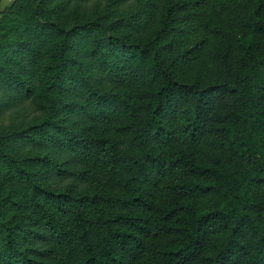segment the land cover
Masks as SVG:
<instances>
[{
  "label": "trees",
  "instance_id": "obj_1",
  "mask_svg": "<svg viewBox=\"0 0 264 264\" xmlns=\"http://www.w3.org/2000/svg\"><path fill=\"white\" fill-rule=\"evenodd\" d=\"M7 114L0 264H264V0H15Z\"/></svg>",
  "mask_w": 264,
  "mask_h": 264
},
{
  "label": "crops",
  "instance_id": "obj_2",
  "mask_svg": "<svg viewBox=\"0 0 264 264\" xmlns=\"http://www.w3.org/2000/svg\"><path fill=\"white\" fill-rule=\"evenodd\" d=\"M14 0H0V12L12 4Z\"/></svg>",
  "mask_w": 264,
  "mask_h": 264
},
{
  "label": "rangeland",
  "instance_id": "obj_3",
  "mask_svg": "<svg viewBox=\"0 0 264 264\" xmlns=\"http://www.w3.org/2000/svg\"><path fill=\"white\" fill-rule=\"evenodd\" d=\"M9 121H10V117L9 114H7L5 117L0 118V125H8Z\"/></svg>",
  "mask_w": 264,
  "mask_h": 264
}]
</instances>
